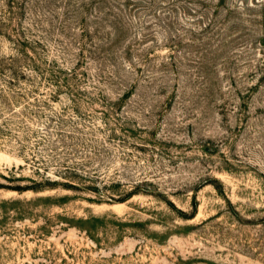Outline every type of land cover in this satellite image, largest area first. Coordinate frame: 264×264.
Returning <instances> with one entry per match:
<instances>
[{"label": "rangeland", "instance_id": "rangeland-1", "mask_svg": "<svg viewBox=\"0 0 264 264\" xmlns=\"http://www.w3.org/2000/svg\"><path fill=\"white\" fill-rule=\"evenodd\" d=\"M18 1L26 12L0 32V89L24 97L0 110L15 122L0 132V181L42 175L36 141L57 132L81 141L68 162L103 196L0 188V264H264V29L241 35L230 20L208 37L196 21L213 6L120 0L99 8L122 31L113 18L96 36L93 3L86 36L77 20L60 30L66 0ZM108 31L117 39L98 50ZM136 185L147 192L109 197Z\"/></svg>", "mask_w": 264, "mask_h": 264}, {"label": "trees", "instance_id": "trees-1", "mask_svg": "<svg viewBox=\"0 0 264 264\" xmlns=\"http://www.w3.org/2000/svg\"><path fill=\"white\" fill-rule=\"evenodd\" d=\"M204 6H213V10L211 13H209L210 17H208V21L204 22L202 19H198L196 21V24L200 25V30L197 31L200 35L208 36V37H215L221 39V37H224L225 33L223 29L225 28V23L232 20V24L235 23V25H239L243 29V33L241 35H247L249 33H253L252 31L255 30V28L260 27L261 29H264V0H216V3H211L210 0H197ZM241 1L239 4L238 2ZM125 2H130V0H124ZM98 4V10L95 14V27L94 30L97 32L101 30V27H104V23L106 25L107 20H114L109 21L108 26L110 28H113L115 31V34L117 35V30L122 31L123 22L121 21V16L118 13H110L105 15L107 13L106 11L108 9H102L99 8L100 6H107L110 4L111 6H117L118 3H121L120 0H90L89 2L85 0H66L65 3H63V21L60 26L61 31H65L68 27V23L71 20H77L80 23L81 31H84V35L87 36V32L89 31L86 15L88 13L89 7L93 4ZM211 3V4H210ZM27 3L25 1L21 3L18 0H5V6H7V12H3L2 16H0V32L4 28H7L9 30H14V27L11 26L12 21L14 19L20 18L21 14H24L27 10ZM109 7V6H107ZM1 8V7H0ZM241 8V9H238ZM222 9V10H221ZM0 11H3V9H0ZM204 13L200 14V17L204 16ZM232 27V26H231ZM29 29V28H28ZM194 27H189V29H186L185 33H188V31L194 32ZM21 32L24 34L25 31L21 30ZM110 32H107L106 38H100L98 39V44H96L94 47H96L98 50L100 49H106L110 47L111 44L106 46L108 43H113L117 38H110L109 37ZM191 38H193L191 36ZM86 39V38H85ZM104 39V40H103ZM225 39H222L221 41H224ZM257 41L260 44H264V33L261 34L260 37H257ZM22 46V42H19ZM93 48V44L90 42L89 44ZM83 46L81 48L79 47L80 53L83 55ZM211 47L208 48H212ZM206 46L204 47L205 50H207ZM93 53V49L90 50ZM113 56V52L111 54V58ZM99 57V55H98ZM104 58V57H103ZM101 62H105L107 60L103 59ZM116 57H114L115 59ZM82 58H79V60ZM76 68H73L72 71L75 72ZM261 72L264 75V69L261 70ZM1 74H5L1 72ZM13 79H17L16 82L18 83L20 80V77H16L12 75L9 78V82L12 83ZM7 81L6 79H4ZM11 80V81H10ZM6 83V82H5ZM16 84V83H12ZM33 85V83H31ZM8 85V84H6ZM20 89H16L14 95L11 94L12 97H8V94L4 92L3 89H0V110L6 109L10 107V103L13 104L12 101H17L19 98L24 97ZM38 101V100H37ZM43 101V100H42ZM15 103V102H14ZM29 107V105H27ZM13 109V108H9ZM13 118L11 116L2 118V121H0V132H2L5 128H10V125L14 124ZM32 133H37L36 131L32 130ZM42 136V135H41ZM39 137L36 141L37 147L42 144L44 148H46L39 156L36 154L33 157H31L30 164H32L35 167V171L38 172V170H43V174L39 177H27L26 179L28 182L21 183V181H17L19 179H22L20 176L14 175H3L5 179H7L8 182L0 181V188H6V189H12L16 191H24L28 189H32L34 191L44 190V189H51V188H57V187H63L66 189H74V190H90L94 192L98 196V198H101L103 196V192H101V189L95 184H86L85 181H82V178L84 179L85 173H83L82 166L84 162H79L74 159H70V163L68 162L70 151L69 148L76 147L77 144L81 141H77L73 138L72 135H70L69 139H66L63 135H58L57 132L55 135H46V137ZM49 145V148L48 146ZM45 152V153H44ZM33 162V163H31ZM54 168V172L58 174L59 177L53 178L50 177L47 174V169L49 167ZM42 167V169L40 168ZM76 178V179H74ZM144 189H140L137 185L131 188L129 191L124 193L122 196H119L117 198L111 197L110 199L113 200H124L128 197H130L132 194L143 191ZM147 192V191H143ZM107 197V195H106ZM185 216L186 213H184Z\"/></svg>", "mask_w": 264, "mask_h": 264}]
</instances>
